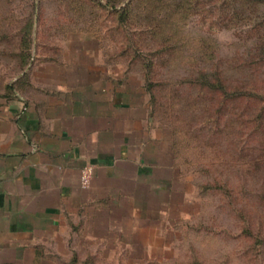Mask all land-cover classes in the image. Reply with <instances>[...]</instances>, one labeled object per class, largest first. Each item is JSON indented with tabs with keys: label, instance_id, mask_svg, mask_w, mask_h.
I'll use <instances>...</instances> for the list:
<instances>
[{
	"label": "rangeland",
	"instance_id": "1",
	"mask_svg": "<svg viewBox=\"0 0 264 264\" xmlns=\"http://www.w3.org/2000/svg\"><path fill=\"white\" fill-rule=\"evenodd\" d=\"M117 1L125 20L83 0H0V90L25 69L20 39L33 23L32 53L117 74L142 117L135 141L166 165L157 173L168 182L137 219L91 205L86 219L68 215L65 235L28 264H264V129L255 108L238 120L229 100L214 133L202 121L216 118L206 108L218 101L195 82L204 73L264 95V0ZM152 58L155 110L144 76Z\"/></svg>",
	"mask_w": 264,
	"mask_h": 264
},
{
	"label": "crops",
	"instance_id": "2",
	"mask_svg": "<svg viewBox=\"0 0 264 264\" xmlns=\"http://www.w3.org/2000/svg\"><path fill=\"white\" fill-rule=\"evenodd\" d=\"M34 56L14 87L0 90V264L43 261L68 215L86 219L88 205L115 218L148 214L152 194L168 183L157 173L166 165L147 157L144 139L135 141L142 117L113 70ZM87 164L94 176L86 188Z\"/></svg>",
	"mask_w": 264,
	"mask_h": 264
},
{
	"label": "trees",
	"instance_id": "3",
	"mask_svg": "<svg viewBox=\"0 0 264 264\" xmlns=\"http://www.w3.org/2000/svg\"><path fill=\"white\" fill-rule=\"evenodd\" d=\"M87 3H90L92 6L95 7H99L101 10L104 11V13L107 12V14L110 15V17L112 15L115 16H120L123 18V20L126 19V14L125 16L123 15V12L127 13L128 10V4H126L125 6L119 7L118 6V2L117 0H83ZM34 22V21H32ZM119 22V21H118ZM33 23L31 24V26L29 25L27 27V29L24 32V35L21 36L20 41L26 45L27 47V53H25V62L26 64L28 63V61H30L32 58H34V53H32L31 49H32V42L34 41L32 39L33 37ZM116 30H118V24L115 25L114 27ZM110 29L113 30L112 26L110 27ZM134 45H137L138 42H134ZM163 45L159 46L158 50L161 54L162 51L165 50V48L163 49ZM29 49V51H28ZM137 55H134V57H132V60L135 62V60L137 58H140V52L139 49H137ZM119 53H117L118 55ZM116 56V55H115ZM161 56V55H160ZM155 62L154 59H149L148 64H147V68L144 69V76L146 78V85H147V89L151 92V105L153 107V109L155 110V108L157 107L158 103H157V97L156 94L154 92V87L156 85H158L159 83L153 81L152 79V74L154 72L153 69L150 68V66H155ZM201 76L195 77L196 84H199L202 86V89H204L203 91V96H211L212 99H217L218 102H216V104H212L211 106H208L206 109L213 108L212 110V116L216 117L217 120H213L211 121L210 119L208 120V117L206 119H204V121H202L203 124H209V123H215L216 124V128L214 130V133L216 132H220L222 131V128L219 127L220 125V121H221V115L220 113L225 109V104L226 102H228L229 100L232 101V108L230 110H228V112H230L232 115L238 116V120L242 119L243 117H247V113L248 110L250 108H255L256 112L253 115V120L259 121V124L257 125V127H259L260 131L261 129H264V95L263 93H261L260 91L254 90V89H249L246 90L245 88H240V86H232L229 84L226 85L224 84L223 81H220L219 79H215L214 76H212L213 78L209 79L208 75H204L200 74ZM218 77V76H217ZM15 83H9L8 87H14ZM225 86V89L227 91H224L223 88ZM210 89V90H207ZM205 91H208V93H213V91L217 92V97H215L214 95H212L211 93L208 95V93H206ZM228 94H230V98H228ZM225 96V97H224ZM156 99V100H155ZM228 99V100H227ZM211 100V99H210ZM240 118V119H239ZM235 119V118H234ZM233 117L228 118L227 120L229 122H231V120H234ZM206 120V121H205ZM208 120V121H207ZM237 120V119H235ZM212 124V125H213ZM240 124V123H238ZM202 129V128H201ZM261 142H264V137L261 139ZM217 180V179H216ZM221 182V181H220ZM225 184L228 183V181L224 182ZM223 184V183H221Z\"/></svg>",
	"mask_w": 264,
	"mask_h": 264
},
{
	"label": "built area",
	"instance_id": "4",
	"mask_svg": "<svg viewBox=\"0 0 264 264\" xmlns=\"http://www.w3.org/2000/svg\"><path fill=\"white\" fill-rule=\"evenodd\" d=\"M94 166L87 164L81 171V182L84 186H88L93 177Z\"/></svg>",
	"mask_w": 264,
	"mask_h": 264
}]
</instances>
